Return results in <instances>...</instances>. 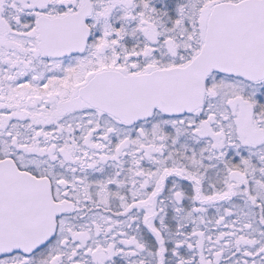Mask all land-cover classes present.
Here are the masks:
<instances>
[{
	"label": "snow or ice",
	"instance_id": "1",
	"mask_svg": "<svg viewBox=\"0 0 264 264\" xmlns=\"http://www.w3.org/2000/svg\"><path fill=\"white\" fill-rule=\"evenodd\" d=\"M0 264H264V0H0Z\"/></svg>",
	"mask_w": 264,
	"mask_h": 264
}]
</instances>
